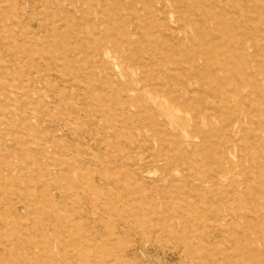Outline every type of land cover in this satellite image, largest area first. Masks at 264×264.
I'll list each match as a JSON object with an SVG mask.
<instances>
[{
  "label": "rangeland",
  "instance_id": "374dc122",
  "mask_svg": "<svg viewBox=\"0 0 264 264\" xmlns=\"http://www.w3.org/2000/svg\"><path fill=\"white\" fill-rule=\"evenodd\" d=\"M246 1L0 0V50L27 61L0 54V264H264V0ZM162 59L189 81L180 111L127 69Z\"/></svg>",
  "mask_w": 264,
  "mask_h": 264
},
{
  "label": "bare ground",
  "instance_id": "6f19581e",
  "mask_svg": "<svg viewBox=\"0 0 264 264\" xmlns=\"http://www.w3.org/2000/svg\"><path fill=\"white\" fill-rule=\"evenodd\" d=\"M244 1V0H243ZM248 1V0H247ZM246 1V2H247ZM250 1V0H249ZM248 1V2H249ZM255 1H258V0H255ZM252 2L253 4L255 3ZM259 2V1H258ZM237 4V3H236ZM240 4V3H239ZM200 5V4H199ZM204 5V4H202ZM223 5V4H222ZM238 5V4H237ZM247 5V4H246ZM243 6V4H242ZM254 6V5H252ZM256 6H257V3H256ZM259 6V4H258ZM245 7V6H244ZM248 7V6H247ZM74 8V7H73ZM183 8V7H182ZM196 8V7H195ZM255 10V7H253ZM257 8H260V7H257ZM180 9V8H179ZM252 9V8H250ZM249 10V8H248ZM248 13V12H247ZM252 13V12H251ZM218 15V14H217ZM260 16V15H259ZM244 18V17H243ZM256 18V16H255ZM251 19V18H250ZM69 22V21H68ZM264 23V22H263ZM122 24V23H121ZM245 24V23H244ZM251 25V24H250ZM257 25V24H256ZM59 26V25H58ZM121 26V25H120ZM251 27V26H250ZM258 27V26H257ZM73 28V27H72ZM75 28H73L72 30H74ZM233 29V28H232ZM247 29V27H246ZM124 31V30H123ZM15 37V36H14ZM259 37V36H258ZM193 38V37H192ZM0 39L2 40V38L0 37ZM248 40V38H247ZM10 42V41H9ZM9 42L7 43L8 46H10ZM6 44V42H5ZM16 44V43H15ZM14 44V45H15ZM244 43H241V46L240 48L242 49L244 47ZM231 46V45H230ZM13 47H11L12 49ZM33 49V48H32ZM236 50V49H235ZM31 53V52H30ZM0 54H1V57H6V58H9V59H12L14 60L16 58V60H18V58H20L19 60V63L17 64L19 66L20 65H25L27 63L26 59L18 52H13L12 50L9 49V47H6L4 44L2 45V49L0 50ZM109 55V54H108ZM244 57V56H243ZM135 59V58H134ZM8 60V59H7ZM30 62V61H29ZM244 62V61H243ZM230 63V62H229ZM134 68H131L128 67L127 69L129 71H131L132 74H137V71L139 72V76H140V79L138 81V83L141 84L142 88H144L145 90H147L148 94L153 97L155 96L157 99H161V101H159L158 103H154L155 106H159L161 108H164L166 107L165 103L168 104V105H172L170 106V109L172 110H175V111H180V108L181 107H184L185 106V103L184 101L182 100L181 98V94L183 91H187L188 90V85H189V81L188 80H185V79H182L181 81H178L176 84H169L165 82L166 79H169L171 78L172 76V72L173 71H176L177 69V66L178 64L177 63H174V61L172 60H169V59H162V60H158L156 61V65L155 67L151 68V69H148V70H142L143 67H142V64L139 62H136L134 64ZM148 65V64H147ZM174 66V67H172ZM242 66V65H241ZM172 67V68H171ZM16 68V66H12V67H9V66H5V67H2L1 69H4V70H7V71H13L14 69ZM248 68V67H247ZM233 75V74H232ZM18 78H21V77H25V73L22 71V72H19V76H17ZM245 79V78H244ZM231 81L234 83V84H238L239 83V79L235 77H233V79H231ZM132 91V90H130ZM174 96V97H173ZM165 97H169L167 100H164ZM128 106H129V103L128 101L125 102ZM40 105V104H39ZM130 105H131V102H130ZM154 106V107H155ZM127 109V108H126ZM136 109L138 110L139 109V106L136 107ZM135 109V110H136ZM166 109H164V111H161L159 114L161 117H165L167 118V114L165 112ZM129 112V111H128ZM130 113V112H129ZM9 120V119H8ZM151 121H152V125L148 126L144 133H147L148 132L151 134V137L153 138H156L157 136H159V130H160V127L163 126L161 125L157 118L155 117V114H153V118H151ZM165 121V120H164ZM136 122V121H135ZM117 125V124H116ZM113 135V133H112ZM143 137L145 136L144 134H142ZM138 158H142V155L140 154H136ZM145 157V156H144ZM130 160L132 162L136 161V159H133L132 157L130 158ZM1 166V165H0ZM2 174V173H1ZM7 190H9L10 192H13L15 191L14 189V186L8 188L7 187ZM5 190V191H7ZM4 192V191H3ZM38 193V192H37ZM255 193V192H254ZM86 209V208H85ZM87 211V209H86ZM88 213V212H87ZM245 214V213H244ZM103 215V214H102ZM89 218V217H88ZM12 253V251H11Z\"/></svg>",
  "mask_w": 264,
  "mask_h": 264
}]
</instances>
